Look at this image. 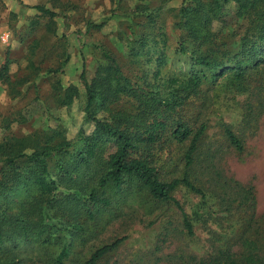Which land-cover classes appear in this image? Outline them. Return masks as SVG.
I'll list each match as a JSON object with an SVG mask.
<instances>
[{
  "label": "rangeland",
  "instance_id": "374dc122",
  "mask_svg": "<svg viewBox=\"0 0 264 264\" xmlns=\"http://www.w3.org/2000/svg\"><path fill=\"white\" fill-rule=\"evenodd\" d=\"M184 1L0 0V66L9 63V80H0V137L10 134L33 139L54 130L76 140L82 132L93 133L95 124L85 111L87 93L81 73L85 70L90 81L105 61L104 50L119 61L126 75L145 85L165 87L164 79L186 75L189 56L177 50L178 40L185 36L177 24ZM37 5L56 14L41 11ZM145 5L158 9V20L151 26L147 23L141 33H155L162 27L167 38L164 43L161 36L152 38L145 48H139V55H133L128 15ZM222 13L223 18L214 20L213 29L221 34L240 31L242 35L237 1L228 0ZM139 18L148 22L144 16ZM100 22H104L102 27L95 26ZM4 34H8L6 40ZM160 54L164 64L159 67ZM205 98L204 120L209 128L191 179L205 191L206 200L185 186L174 193L193 220L194 234H188L182 211L174 203L159 202L132 186L115 194V203L101 211L96 221H86L90 233L70 234L72 253L65 264H83L95 249L122 237L121 244L98 264H187L191 255L212 254L227 241L237 249L241 223L250 222L253 210V226L264 244V111L255 110L248 116V103L257 107V99L234 94L223 86L207 91ZM132 102L126 99L120 106ZM98 116L107 113L100 111ZM226 124L243 139L242 153L228 147ZM187 144L161 140L156 145L154 161L163 179L184 175ZM63 187L56 190L61 200L66 195ZM242 187H252L255 199L236 209L243 197ZM28 194L23 186L6 194L12 213L20 211ZM62 245L60 241L43 246L38 241H20L2 251H17L24 264H47Z\"/></svg>",
  "mask_w": 264,
  "mask_h": 264
},
{
  "label": "trees",
  "instance_id": "16d2710c",
  "mask_svg": "<svg viewBox=\"0 0 264 264\" xmlns=\"http://www.w3.org/2000/svg\"><path fill=\"white\" fill-rule=\"evenodd\" d=\"M227 1H184L177 24L185 36L178 40L177 50L189 56L190 68L182 77L173 75L164 79L165 87L159 83L145 85L126 75L119 61L106 50L105 61L90 81L83 70L85 111L95 124L90 135L82 132L76 140H69L63 132L51 130L33 139L10 134L0 137V264L25 263L17 251H2L8 244L20 241H38L41 246L62 242L57 255L47 264H65L72 253L70 234L90 233L86 221H96L101 211L115 203V194L132 186L159 202L174 203L182 211L188 234H194L193 220L174 193L185 186L206 200L205 191L191 179L209 128L204 120L206 92L223 86L234 94L252 95L259 104L256 107L249 102L247 115L251 116L255 110L264 111V0H236L239 23L244 29L242 35L238 34L240 31L221 34L213 29L214 20L223 18ZM36 7L56 14L41 5ZM143 7L128 15L133 55H139V48H145L152 38L161 36L163 43L167 38L162 27L155 33H141L147 23L151 26L158 20V9ZM141 16L148 22L137 19ZM103 25L104 22L95 24ZM158 64L159 67L164 64L161 54ZM8 71L9 63L5 62L0 66V80H9ZM126 99L133 100L132 104L120 106ZM100 111L107 116L99 117ZM224 133L228 147L239 153L245 150L243 139L230 125H224ZM161 140L188 142L182 177L162 178L154 161L156 145ZM209 157L210 161L214 160ZM21 186L29 194L22 201L20 211L12 213L11 200L6 194ZM60 186L66 192L63 200L56 193ZM29 188L34 191L31 193ZM241 190L243 197L236 209L255 199L252 187ZM254 216L253 210L250 222L241 223L243 231L238 235L237 249L227 241L212 254L191 255L187 264H264V244L253 226ZM123 240L124 237L117 238L98 247L83 264H98Z\"/></svg>",
  "mask_w": 264,
  "mask_h": 264
},
{
  "label": "built area",
  "instance_id": "2783aa9c",
  "mask_svg": "<svg viewBox=\"0 0 264 264\" xmlns=\"http://www.w3.org/2000/svg\"><path fill=\"white\" fill-rule=\"evenodd\" d=\"M7 38H8V34H4V35H3V39L6 40Z\"/></svg>",
  "mask_w": 264,
  "mask_h": 264
}]
</instances>
